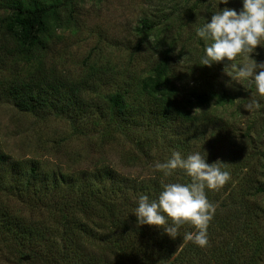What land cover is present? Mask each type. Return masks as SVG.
<instances>
[{
	"label": "rangeland",
	"instance_id": "374dc122",
	"mask_svg": "<svg viewBox=\"0 0 264 264\" xmlns=\"http://www.w3.org/2000/svg\"><path fill=\"white\" fill-rule=\"evenodd\" d=\"M240 7V0L230 3V8ZM6 12L0 2V264H74V256L54 253L63 247L73 249L86 264H138L140 256L133 251L122 256L106 248L102 238L78 241L63 232H77L81 226L77 220L101 232L99 217L105 213H100V205L92 212L79 209L84 195L92 191L90 185L102 193L110 183L103 176L105 170L116 179L153 176L163 184L178 183L179 178L155 170V164L166 162L173 152L182 158L199 152L208 163L216 162L230 174L219 189H205L215 211L207 228L208 244L192 243L193 247L200 249L203 259L223 264L232 245L241 264H264V99L257 97L262 103L258 111L243 107L255 94L254 86L247 80L231 81L225 73L228 67L224 72L225 63H239L240 56L211 67L199 64L203 52L190 35L199 16L207 21L213 13L201 9L190 21L183 16L167 31V0H75L70 22L53 29L38 64L21 55L5 35ZM143 19L153 21L149 28L142 26ZM171 41L173 48L168 46ZM167 49L172 74L168 81L166 76L161 95L167 96V88H173L181 106L202 118L198 127L180 137L155 118L139 119L145 99H152L140 93L135 83L145 80L160 55L167 57ZM251 55L264 61V47L257 46ZM38 69L56 81L83 82L86 110L76 106L66 111L18 109L7 85ZM117 89H128V101L140 103L134 116L110 112L107 98ZM204 90L225 91L234 97L202 105L195 95ZM177 138L186 143L179 144ZM27 178L29 184L24 182ZM185 179L191 182L184 173ZM63 215L74 221L65 224L68 220ZM145 226L149 229L144 232L125 229L120 234L125 239L122 246L129 240L133 250L152 247L153 226L137 228ZM179 231L182 241L174 242L176 251L184 243L191 244L183 236L195 229L187 224Z\"/></svg>",
	"mask_w": 264,
	"mask_h": 264
},
{
	"label": "trees",
	"instance_id": "16d2710c",
	"mask_svg": "<svg viewBox=\"0 0 264 264\" xmlns=\"http://www.w3.org/2000/svg\"><path fill=\"white\" fill-rule=\"evenodd\" d=\"M232 1L229 0L227 5L221 4L219 7H230ZM0 2L7 8V12L2 18L5 35L13 42L16 50L21 55L28 59H34L40 64L41 58L48 49L50 35L53 29L70 22L72 5L75 3V0H0ZM217 3L218 0H167V31L172 23L183 21L180 20L183 19V16L187 21H190L198 16L201 9L206 10L208 14L213 13L216 10L214 5ZM65 11H68V13H65ZM205 21L203 16H199L196 21V28L201 26ZM152 22L148 19H143L142 26L149 28ZM190 38L200 51L203 52L205 46L204 41L197 38L195 32L190 35ZM174 44L171 41L168 46L173 48ZM170 48L168 49L170 50ZM168 49L167 57L166 54L160 55L159 60L150 67L145 80H140V83H135L140 93L146 92L147 96L152 99L143 100L146 105L144 109L138 108L140 106L139 102L134 104L128 101L130 97L128 89L123 91L119 89L115 90L113 94L108 96L107 101L110 106V112L114 111L117 115L121 114L130 118L134 116L135 111L139 112L140 109V112L143 113L141 114L139 112V116H141L139 118L140 120L143 118L145 120L155 118L156 123L161 125V127L166 124L167 127L171 126V132L176 137H180L181 134L186 133L187 135L191 132V128L198 127L202 118L192 116L189 110L181 106L176 95L172 92L173 88L171 90L167 88V96H164V94L161 95L166 76L168 81L169 76L172 74ZM39 70L25 77L17 78L7 85V93L13 99L18 109L30 112H37L47 108L66 111L76 106L82 112L86 110L89 104L87 105L83 99V82L75 83L68 81L66 78L56 81L55 79L47 77V75L41 73ZM130 85L129 83L127 84L128 87ZM64 96H66L65 101L58 104V101ZM232 96L225 91L204 90L197 92L195 99L198 103L207 105L213 99L229 102ZM132 101L134 102L135 100L133 99ZM184 128L187 131H184ZM177 141L179 144L181 142L186 143L180 141L179 138H177ZM33 172L34 168L32 167L29 175L33 174ZM183 175V170L177 169L171 176L179 178L178 183L186 184L187 179L183 180ZM103 176L110 182L105 190L99 193L95 191L96 187L94 185H90L92 191L88 192V195H84L85 199L79 209V211L89 212L91 210L92 212L97 205H100V213H105L104 218L99 217V220L102 221L99 226V228L102 226L101 232L99 233L92 228H88L85 222L77 220V223L79 225L81 224L77 232L75 230L63 232L68 238L78 241L87 238H102L106 242V248L110 247L112 251L118 252L122 256H127L126 253L129 251H133L135 255L139 254L140 262L138 264H156L154 262H157V264L166 262L167 264H217L209 259H203L200 249H195L192 242L191 244L184 243L176 251V245L182 241L179 230L177 237L172 239L164 234L162 228L153 226L150 232L152 241H156H153V243L150 242L152 247L147 245L143 249L137 248L133 250V244H129V240H127L125 247L122 246L125 239H121L120 234L125 229L128 232L132 230L137 232L136 229L139 232H144L149 229L147 226L141 229L137 228L136 218L133 213L137 207L139 196L148 195L150 199H155L160 191H162L163 183L159 181V177L153 176L141 178L140 180L116 179V176L110 170H105ZM27 180L29 178L24 182L29 184ZM63 219H67L65 215H63ZM67 220L65 222L67 225H70L74 221ZM184 225H187V223ZM104 229L106 230L104 231ZM175 241H177L176 247L173 245ZM43 244L47 245L46 242ZM29 250L33 252L32 249ZM53 251L54 253L60 252V255L63 254V257H67L69 254L70 257L74 256V264H86L71 248L63 247L62 249H54ZM225 256H227V259L226 263L223 264H241L238 261L239 254L236 252V247L230 245ZM153 258L156 260L153 261ZM88 264L94 263L88 261Z\"/></svg>",
	"mask_w": 264,
	"mask_h": 264
},
{
	"label": "clouds",
	"instance_id": "9594fccd",
	"mask_svg": "<svg viewBox=\"0 0 264 264\" xmlns=\"http://www.w3.org/2000/svg\"><path fill=\"white\" fill-rule=\"evenodd\" d=\"M228 3L229 0H218L210 20L195 29L196 37L205 44L199 64L211 67L217 62H233L240 56L239 63H225L224 72L228 67L229 72L225 73L231 81L247 80L254 86L255 94L243 107L250 112L258 111L262 103L257 97L264 99V61L253 59L251 54L256 52L257 46L264 47V0H240L238 10L219 7ZM177 169L183 170L191 182L165 183L155 199L140 195L133 213L136 224L162 228L164 234L175 239L179 228L187 223L195 231L185 232L183 239L205 247L208 224L215 211L205 189H219L230 179V174L221 170L216 162L208 163L199 152L184 158L173 152L166 162L155 164V170L165 177L173 175Z\"/></svg>",
	"mask_w": 264,
	"mask_h": 264
}]
</instances>
